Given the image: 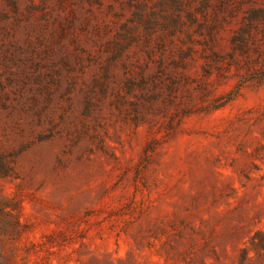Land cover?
<instances>
[{
    "label": "rangeland",
    "instance_id": "rangeland-1",
    "mask_svg": "<svg viewBox=\"0 0 264 264\" xmlns=\"http://www.w3.org/2000/svg\"><path fill=\"white\" fill-rule=\"evenodd\" d=\"M0 264H264V0H0Z\"/></svg>",
    "mask_w": 264,
    "mask_h": 264
}]
</instances>
